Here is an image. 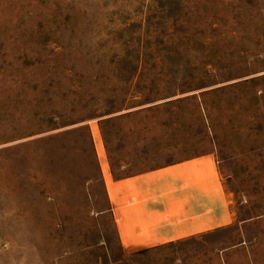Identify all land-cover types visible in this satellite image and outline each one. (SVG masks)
<instances>
[{"label": "rangeland", "instance_id": "374dc122", "mask_svg": "<svg viewBox=\"0 0 264 264\" xmlns=\"http://www.w3.org/2000/svg\"><path fill=\"white\" fill-rule=\"evenodd\" d=\"M206 154L239 223L124 250L104 177ZM0 264H264V0H0Z\"/></svg>", "mask_w": 264, "mask_h": 264}, {"label": "crops", "instance_id": "0c3cea01", "mask_svg": "<svg viewBox=\"0 0 264 264\" xmlns=\"http://www.w3.org/2000/svg\"><path fill=\"white\" fill-rule=\"evenodd\" d=\"M124 250L157 249L239 223L238 204L213 154L123 179L104 177Z\"/></svg>", "mask_w": 264, "mask_h": 264}, {"label": "bare ground", "instance_id": "6f19581e", "mask_svg": "<svg viewBox=\"0 0 264 264\" xmlns=\"http://www.w3.org/2000/svg\"><path fill=\"white\" fill-rule=\"evenodd\" d=\"M99 137H100V136H99ZM98 143H99V142H98ZM101 144H102V143H101ZM97 146H99V145H97ZM100 146H101V145H100ZM100 146H99V147H100ZM102 148H103V147H102ZM102 156H103V155H102Z\"/></svg>", "mask_w": 264, "mask_h": 264}]
</instances>
